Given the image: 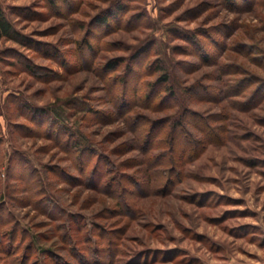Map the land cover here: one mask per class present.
Masks as SVG:
<instances>
[{
  "label": "clouds",
  "instance_id": "clouds-1",
  "mask_svg": "<svg viewBox=\"0 0 264 264\" xmlns=\"http://www.w3.org/2000/svg\"><path fill=\"white\" fill-rule=\"evenodd\" d=\"M0 264H264V0H0Z\"/></svg>",
  "mask_w": 264,
  "mask_h": 264
}]
</instances>
